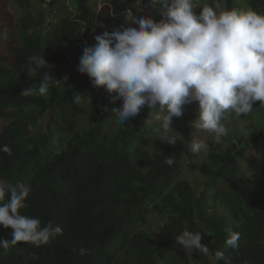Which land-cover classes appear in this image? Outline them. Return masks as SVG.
<instances>
[{
    "label": "trees",
    "instance_id": "obj_1",
    "mask_svg": "<svg viewBox=\"0 0 264 264\" xmlns=\"http://www.w3.org/2000/svg\"><path fill=\"white\" fill-rule=\"evenodd\" d=\"M104 1L100 9L99 1L69 0L70 9L65 0H41L58 17L46 32L43 15L31 11L33 0H15L21 11L17 34L0 21V120L7 121L0 145L11 148L10 153L0 152V179L30 185L28 208L22 214L63 229V235L46 246L0 248V264H225L215 260L216 251H223L230 264H264V192L252 188L242 166L246 161L264 177V114H259L264 105L253 106L251 113L263 115V123L252 125L247 140L234 135L239 144L219 147L203 164L193 161L198 155L190 150L196 116L185 119L187 138L176 145L152 136L155 124L150 123L159 106H145L136 117L118 124L113 112L121 103L117 94L94 87L91 78L77 70L85 45L94 46V37L105 31L128 26L129 11L137 13V0ZM242 1L264 13V0ZM204 2L195 0L194 10L199 12ZM206 2L227 9L242 5L239 0ZM151 10L158 14L155 7ZM34 54L44 56L50 69L30 73L28 57ZM44 71L62 85L44 96L21 95L22 88L39 86ZM84 102L95 109L87 128L81 126ZM47 111L61 119V129L72 135L69 141L54 137L59 126L55 119L35 133L23 128L28 118ZM251 113L241 117L250 119ZM247 142L252 143L250 150L256 149L249 160ZM169 157L172 165L165 162ZM188 160L192 172L209 178L201 192L181 179ZM210 202L227 208L232 223L210 211ZM144 209L162 216L157 238L142 229L150 215L144 216ZM185 229L200 232L209 254L195 249L193 262L187 249L175 242ZM229 231L239 233L238 249L226 247ZM11 233L0 226V240L10 241ZM81 246L89 254L71 251ZM31 253L39 260H31Z\"/></svg>",
    "mask_w": 264,
    "mask_h": 264
},
{
    "label": "clouds",
    "instance_id": "obj_2",
    "mask_svg": "<svg viewBox=\"0 0 264 264\" xmlns=\"http://www.w3.org/2000/svg\"><path fill=\"white\" fill-rule=\"evenodd\" d=\"M100 6L103 8L104 3L100 2ZM195 6V0H151L149 5L137 0V13L129 11L128 26L121 25L111 32L96 35L94 46L83 47L77 70L90 77L94 87L117 94L121 103L113 112L118 124L136 117L145 106L149 110L159 106L160 112L153 115L150 123L155 124L152 136L169 145L187 138L185 119L196 116L189 135L193 139L190 150L193 154H200L207 153L209 144L196 138L194 129L213 134L217 142L224 136L231 140L223 120L229 114L241 117L251 113L257 102L264 105V13L246 5L222 9L206 0L199 12L194 10ZM149 7H155L158 14ZM28 67L29 72L34 73L51 66L44 56L34 54L28 57ZM60 85L62 82L50 71H44L39 86L22 88L21 95L44 96L50 88ZM194 102L198 111L183 113L184 106ZM81 108V126L87 128L90 125H87L88 119L92 121L93 118L89 111L95 109L89 102L82 103ZM38 116L36 120H41L44 129L54 119L59 122V126L55 125L54 137L65 142L71 139L72 135L61 129L63 125L59 117L54 118L50 111ZM42 117L46 119L45 123ZM171 124L179 128L175 136L169 135L175 132ZM157 131L162 137L155 135ZM239 143L235 138L233 145ZM251 146L252 143L247 142L248 154ZM0 152L10 153L11 148L0 145ZM165 162L172 165L174 160L169 157ZM250 183L254 189L253 181ZM30 192L31 187L26 183L0 179V226L12 229V239L0 240V248L6 250L18 244L39 248L63 235L61 226L51 221L42 224L39 217L22 214L21 210L28 208ZM209 205L212 211L214 204L210 202ZM225 209L227 214L212 212L232 223L228 209ZM147 212L151 211L147 209ZM158 227L157 237L160 225ZM239 238V233L229 231L226 247L238 249ZM201 240L200 232L187 229L175 238L189 255L188 249H194L193 256L195 249L209 254V248ZM71 251L84 256L90 250L81 246L78 249L73 247ZM214 258L230 264L223 251H216ZM30 259L39 260V256L31 253Z\"/></svg>",
    "mask_w": 264,
    "mask_h": 264
},
{
    "label": "rangeland",
    "instance_id": "obj_3",
    "mask_svg": "<svg viewBox=\"0 0 264 264\" xmlns=\"http://www.w3.org/2000/svg\"><path fill=\"white\" fill-rule=\"evenodd\" d=\"M47 2L50 0H46ZM66 3L69 5L70 9L71 6L69 4V0H65ZM95 1H99L102 3H105L104 0H95ZM34 2V7L31 10L35 15L37 16H42L45 18L46 24H45V28L42 29L43 32H46L49 29V23H51L52 21L56 23V21L58 20L57 18V13L53 12L52 9H50L48 7V5H46L45 3H42L41 0H33ZM225 0H222V3H224ZM240 4H244L246 5V3L242 0H239ZM241 5V6H242ZM100 8H102V6H100ZM152 7H149V10H151ZM220 8H225V5H222ZM145 9H148V7H146ZM142 13V12H141ZM53 15H55L53 17ZM21 16V11L19 10V8L17 7V4L15 2V0H0V21L2 23V26H6L8 28L13 29L14 33H18L17 32V23H18V19ZM154 21H156L155 19H153ZM133 27H135V25H132ZM8 30V29H7ZM198 111V108L196 106V102L189 104V105H185L184 106V110L183 113L187 114V113H195ZM90 115H94L95 111L94 110H90L89 111ZM259 114H264V112H261ZM258 113H251L249 116H253L250 119L248 118H241L240 116H237L235 114H229L224 120L223 123L225 124L227 130H228V135L231 137V140L225 139V136L221 138V140L219 142H217L214 139L213 134L208 133L206 131H197L194 129L193 134L195 135L196 138L199 139H204L208 144H209V150L207 151V153H200L197 154L198 157L195 158L193 161L198 163V164H203L208 162L209 160V155L214 152L216 149H218L219 147H223L228 148V147H232L233 144L235 143V137L234 135H237L238 138L243 139V141L247 140L249 138V134L252 130V125L253 124H261L263 123L262 117L261 116H255V115H259ZM44 117H42L43 119ZM174 119V117H173ZM46 119H43V122L45 123ZM91 119H88L87 125L91 124ZM7 121L5 120H0V132L3 130L4 126L6 125ZM41 120L38 121L36 119H29L27 120L26 124L23 126V128H25V130L30 131L31 133H34L36 131L40 130L41 127ZM86 125V126H87ZM171 128L175 131V132H171L169 133V135L171 136H175L178 133V127L173 126L171 124ZM156 136H161L160 132L157 131ZM256 155V150L252 151L250 150V153H247V159L249 160V158H254ZM190 163V161L188 160V162L186 163V166L184 168V171L181 175V179L188 181L192 184L193 188L195 189V191L197 192H201V188L205 187V183L207 182V178L203 175H201L199 172H192L189 167L188 164ZM242 166H243V173H245L248 177L251 178V180L253 181L254 184V190L256 191H263L264 192V179L262 181V177H263V172L261 169L259 168H254L252 167L249 163H247L246 161H242ZM214 192H211L210 194L213 195ZM215 206L212 207V211H218L219 213L222 214H227L226 209L220 204V203H215ZM148 214L147 209L144 210V216H146ZM162 216L160 215H156V214H152L150 213L149 215V220L147 225L144 227V230L146 231H153L155 234V236L157 237V230H158V226L162 225L159 221L161 220ZM163 223V222H162ZM190 252L191 257L193 258V250L194 249H188ZM194 262V259H192Z\"/></svg>",
    "mask_w": 264,
    "mask_h": 264
}]
</instances>
